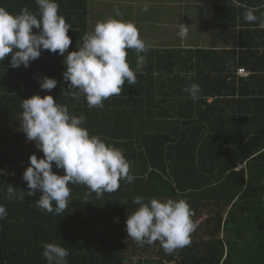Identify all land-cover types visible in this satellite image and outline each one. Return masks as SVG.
<instances>
[{"label": "trees", "instance_id": "obj_1", "mask_svg": "<svg viewBox=\"0 0 264 264\" xmlns=\"http://www.w3.org/2000/svg\"><path fill=\"white\" fill-rule=\"evenodd\" d=\"M56 2L71 25L65 54L41 50L28 67H11L10 55L0 61V204L7 209L0 219V264H47L42 245L52 242L68 249L67 264H264V0H215L213 24L238 26L237 49L142 53L146 65L136 83L125 81L110 108L72 110L90 134L123 151L134 180L101 198L85 197V185L69 183L70 203L60 215L37 207L39 191L23 201L6 195L9 184L17 193L29 191L22 174L33 150L20 139L21 101L75 91L63 78L64 58L87 33L85 7ZM0 6L13 14L27 7L39 16L35 0H0ZM249 7L258 9L260 21H245ZM127 52L135 70L137 55ZM238 68L249 76L237 77ZM44 77L57 81L50 92L40 87ZM190 83L201 88L198 100L184 91ZM136 196L186 199L194 222L204 217L191 243L166 254L159 242L141 246L128 237ZM148 250L153 258L133 261Z\"/></svg>", "mask_w": 264, "mask_h": 264}, {"label": "clouds", "instance_id": "obj_2", "mask_svg": "<svg viewBox=\"0 0 264 264\" xmlns=\"http://www.w3.org/2000/svg\"><path fill=\"white\" fill-rule=\"evenodd\" d=\"M35 3L39 16L27 7L13 14L0 6V61L10 55L13 68L28 67L30 61L40 57L41 50L64 55L72 43L67 34L71 25L59 14L56 0H35ZM147 10L145 4L143 11ZM256 11V8H247L245 21H257ZM119 17L121 13L116 10L115 17L98 21L94 30L83 36L82 45L64 58L63 78L70 82L68 87L75 89L73 97L83 94L89 108L103 107L105 100L121 95L125 81L128 85L135 84L136 73L146 65L142 53L149 46L133 22ZM34 27L40 31L34 33ZM260 27L264 28V23ZM178 29L177 35L181 39L187 38L189 26L179 23ZM128 49H134L137 55L135 70L127 62ZM56 84L57 81L49 77L40 81L41 89L49 92ZM184 91L193 100H198L201 88L190 83ZM20 107L26 139L35 142L43 158L38 159L35 154L29 156V165L22 174L29 191L17 193L9 184L6 189L8 199L23 201L25 195L33 196L39 191L37 207L60 215L70 203L69 183L85 185L89 189L85 197L94 192L101 198L105 192L117 191L121 181L132 183L134 180L123 151L100 136L90 134L84 127L85 118L71 114L66 105L57 103L51 95L43 98L33 95L22 100ZM53 163L63 170V175L53 171ZM133 203L138 208L127 216L126 232L139 245L159 242L166 254H172L191 243V234L197 224L186 199L150 198L145 202L143 197L136 196ZM6 216L7 209L0 204V219ZM42 249L47 264H67L69 251L66 247L52 242L44 243Z\"/></svg>", "mask_w": 264, "mask_h": 264}, {"label": "crops", "instance_id": "obj_3", "mask_svg": "<svg viewBox=\"0 0 264 264\" xmlns=\"http://www.w3.org/2000/svg\"><path fill=\"white\" fill-rule=\"evenodd\" d=\"M68 5L80 6L84 4L87 33L94 30L98 21H102L109 16L115 17L116 10H119L124 20L133 22L139 29L141 38L149 46L145 55H151L153 52H162L165 50L180 49H216L228 50L237 49L238 26L216 27L213 24L212 9L215 0H65ZM254 1V0H252ZM148 5V10L143 11L144 5ZM258 11V9H257ZM256 11V12H257ZM258 17L257 22L260 21ZM182 23L189 26L188 36L181 39L178 33V24ZM204 25V26H203ZM208 32L216 30L224 31L223 42L210 41ZM199 29L200 32L195 31ZM195 32V33H194ZM222 38V37H221ZM208 41V42H205ZM213 42V43H212ZM135 52V50H134ZM65 91V90H64ZM164 91V89H163ZM63 98V99H62ZM118 98V97H117ZM57 103L66 105L69 112L76 110L84 104L88 106L83 94L79 97H73L71 92H59L55 97ZM114 96L103 102V107L97 110H107L110 108ZM94 108V107H93ZM23 139L26 145L33 150L37 158H43V153L36 147L35 142H29L26 135L22 132L20 139ZM26 162V161H24ZM27 163V162H26ZM53 170H59L53 163Z\"/></svg>", "mask_w": 264, "mask_h": 264}, {"label": "rangeland", "instance_id": "obj_4", "mask_svg": "<svg viewBox=\"0 0 264 264\" xmlns=\"http://www.w3.org/2000/svg\"><path fill=\"white\" fill-rule=\"evenodd\" d=\"M204 26V25H203ZM209 28H211V27H209ZM208 27L206 28V35H209V37H210V41H212L213 40V42H223L224 40L223 39H226V37L225 36H223L224 34H228V33H224V31H219V30H216L215 31V33L213 32V31H211V29H210V31L208 32V29H209ZM195 31H197V32H200V30L199 29H196ZM195 33V32H194ZM222 37V38H221ZM205 42H208V41H205ZM212 42V43H213ZM209 43V42H208ZM155 253V251L153 252L152 250H148V251H146L145 253H138V257L137 258H134L133 259V261L134 260H136V259H138V258H141V259H146V258H153L154 257V254Z\"/></svg>", "mask_w": 264, "mask_h": 264}, {"label": "built area", "instance_id": "obj_5", "mask_svg": "<svg viewBox=\"0 0 264 264\" xmlns=\"http://www.w3.org/2000/svg\"><path fill=\"white\" fill-rule=\"evenodd\" d=\"M249 74H250V72L247 71V70L244 69V68H238V69L236 70V76L239 77V78H246V77L249 76ZM242 167H243V166L239 165V166H238V169H240V168H242ZM203 220H204V217H203V218H200V219H198V220L196 221L197 227L199 226V224H200L201 221H203Z\"/></svg>", "mask_w": 264, "mask_h": 264}, {"label": "water", "instance_id": "obj_6", "mask_svg": "<svg viewBox=\"0 0 264 264\" xmlns=\"http://www.w3.org/2000/svg\"><path fill=\"white\" fill-rule=\"evenodd\" d=\"M128 264H132V260H129V261H128Z\"/></svg>", "mask_w": 264, "mask_h": 264}]
</instances>
